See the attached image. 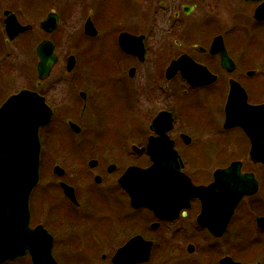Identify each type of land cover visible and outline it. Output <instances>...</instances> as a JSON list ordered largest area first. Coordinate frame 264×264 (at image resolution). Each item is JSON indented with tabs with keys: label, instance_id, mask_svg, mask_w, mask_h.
<instances>
[{
	"label": "flooded vegetation",
	"instance_id": "obj_1",
	"mask_svg": "<svg viewBox=\"0 0 264 264\" xmlns=\"http://www.w3.org/2000/svg\"><path fill=\"white\" fill-rule=\"evenodd\" d=\"M263 5L264 0H0V87L3 75L25 76L30 63L33 79L23 89L37 93L52 111L40 133L31 235L17 241L26 255L5 264H34L29 251L38 245L39 228L52 238L56 264L72 255L77 264H115L137 237L129 249L131 264H153L154 250L160 249L159 259L165 256L169 240L180 244L179 264L194 260L197 243L205 245L207 264H247V253L255 255L250 264H264V227L258 223L264 221V46L249 35L254 26L264 36V12L256 17ZM46 51L55 64L40 79V53ZM232 84L239 91L227 112ZM190 94L195 98L182 108L183 95ZM102 124L128 126L129 149L124 141L121 151L104 150L113 138L91 145L93 128ZM199 124L224 136L209 138V165L200 176L192 140ZM83 133L92 138H78ZM151 138L168 139L157 148L173 166L161 169L178 181L170 184L168 201L163 193V217L147 207L145 193L140 197L120 182L129 169L154 164ZM45 140L52 149L43 150ZM167 142L177 154L172 160ZM196 187L208 189V227L199 221L204 203ZM248 236H259L257 252L248 251ZM147 243L152 247L145 259Z\"/></svg>",
	"mask_w": 264,
	"mask_h": 264
},
{
	"label": "water",
	"instance_id": "obj_2",
	"mask_svg": "<svg viewBox=\"0 0 264 264\" xmlns=\"http://www.w3.org/2000/svg\"><path fill=\"white\" fill-rule=\"evenodd\" d=\"M261 12H264V6L261 11H257L256 17ZM43 48L44 46L40 50ZM40 57L39 78L44 79L52 70L55 58L47 51L40 53ZM187 77L192 81L193 77L189 75ZM237 91H239L237 86L232 84L227 112L236 103ZM51 117L52 112L44 100L28 90L9 97L0 108V264L26 254L25 250L19 248L17 241L21 238H29L31 235L29 201L40 176L39 132L42 127L50 123ZM153 128L157 130L155 124ZM164 139L167 138L150 140L148 148L154 160L152 167L145 170L131 168L120 180L131 193L141 194L140 197L145 193L147 206L160 217H163L161 210L164 204L163 193H167L166 198L170 199L171 187L166 185V182H172L169 179L170 173L162 171L161 168L173 166L171 163H164V158L159 157L157 146L160 141L164 144ZM165 153L167 160L177 157L172 142L166 143ZM194 190L204 203L203 215L199 221L204 227H208L206 198L208 189L200 187ZM258 223L264 227L262 219H259ZM38 230L40 233L38 239L36 238L38 245L29 251L34 264H56L51 254L52 238L43 229ZM140 239L137 237L124 247L115 258V264L133 263L132 259L129 261V249L136 247ZM11 240L13 244L9 243ZM151 247L152 244L147 243L145 259H148ZM227 262L222 261L221 264Z\"/></svg>",
	"mask_w": 264,
	"mask_h": 264
},
{
	"label": "rangeland",
	"instance_id": "obj_3",
	"mask_svg": "<svg viewBox=\"0 0 264 264\" xmlns=\"http://www.w3.org/2000/svg\"><path fill=\"white\" fill-rule=\"evenodd\" d=\"M251 30L252 31L249 33L250 37L257 41L258 46H264L263 45L264 44V36L262 35V33L259 32L258 29L255 28L254 26L251 28ZM261 50L262 51L259 54H260V56L264 57V48L262 47ZM246 55H247V57H250V55L252 56V52L248 51V54H246ZM262 61H263V65H264V59H262ZM27 67L29 69H28V72L25 74V76H17V75L10 76L8 74L2 76V88L0 87V102L7 99V97H10V95L19 92L23 88H27V87L31 86L30 82H32L33 76L31 74L32 69H31L30 63H28ZM75 75L76 74L73 75L74 78H75ZM183 98L185 100H187V102L183 101L184 103L182 104V108H187V105L189 102L188 100L194 99L195 95H194V98H192L191 94L190 95H183ZM204 98L203 99L205 101H203V104H205V103L207 104V100H206L205 95H204ZM206 107H207V105H206ZM208 116H209V114H208ZM208 116H206V117H208ZM209 127L210 128L207 129V128L203 127L202 124H199L198 129L194 130L195 132L193 131L194 138H192V140H193V147H194V152H195L194 154H196L197 155L196 157L198 158L197 159V170H196V172L199 174V176L202 174V168H206L207 165H209L208 157H210V152L212 149L211 141L209 140V138H224V136L218 132V129H215L212 125H209ZM54 128H56V127H54ZM62 128H64V127H62ZM57 129H58V126H57ZM93 129H94V132L97 133V136L94 137V139L91 142V145H95V140L99 141V140H103L104 138H108V139L113 138L110 140H113L115 143H113L112 146L110 143H107V146H106V148H104V150H106V151L120 150L121 151V150H123L121 148V146H124V141H125V145H126L124 148L125 151H127V149H129L128 148L129 142L127 140V134L129 132L128 126L123 125L122 127H119V126L103 125L102 124V125H99L97 127H94ZM46 133L47 132L43 133L45 135V138H46ZM68 138H71V137H68ZM78 138H82V140H83L85 138H92V137L88 136L86 133H83ZM226 138H228V136H226ZM118 141H121V143H119ZM116 142L119 143L118 149H116V147H114V146H116V144H118ZM62 144L63 143H58V147L60 149L62 148L61 147ZM50 146H48L47 140H45L43 150L46 151L47 149H52L53 146L51 148H50ZM61 150H63V149H61ZM182 150H183V152H186V149H184V147L182 148ZM203 173H204L203 179H206V176H205L206 173L205 172H203ZM261 238H263V237H261ZM259 241H260L259 236H254L252 238H250L248 236L247 239L245 240V244H246V247L248 248V251L257 252L259 249ZM262 241H264V239H262ZM168 243L169 244H167V248H168L167 253L165 254V256H161L160 259H159L160 249L158 248V246L154 250V253H153L154 262H153V264H159V263L160 264H179V259L177 258V255H176V253H177L176 250L180 247L178 240H177V242L175 240H169ZM193 243H195V242L193 241ZM184 244L185 243H183V247H184ZM197 244H196V247L198 248V250L195 254H193L194 260H191L190 262L185 263V264H207L208 263V261L206 260L208 255H207V253H203V252H206L205 245L201 246V245H199V244L197 245ZM263 247H264V243H263ZM261 251H264V249H261ZM247 254L248 255L246 256V262H247V264H250L253 260V257H255V255H253V254L251 255V253H247ZM263 256H264V254H263ZM77 258H78V256L72 255L71 259L69 261H66V260L64 261V264H77L76 263L78 260ZM214 261L215 260H212L211 263L218 264V261H217V263Z\"/></svg>",
	"mask_w": 264,
	"mask_h": 264
}]
</instances>
